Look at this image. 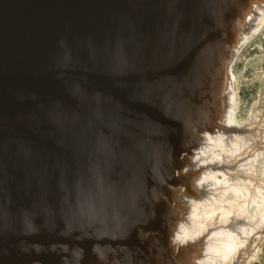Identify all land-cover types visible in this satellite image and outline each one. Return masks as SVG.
I'll return each instance as SVG.
<instances>
[{
	"label": "water",
	"instance_id": "1",
	"mask_svg": "<svg viewBox=\"0 0 264 264\" xmlns=\"http://www.w3.org/2000/svg\"><path fill=\"white\" fill-rule=\"evenodd\" d=\"M105 1L107 0H0L1 264H5L10 257L13 264H32L31 258L38 264L40 257L45 264H81V258L90 254H93L95 260L101 257L103 262L109 264H149L153 259L175 262L174 256L164 248L162 242L155 240L156 233L145 237L146 232L152 228L157 232L153 223L143 222L144 219L139 216L137 207L144 202L145 197H131L129 200L128 195L123 210L136 209L137 213L134 214L139 215L129 218L123 224L125 229L122 230L120 226L110 228L109 225V229L104 228L98 234L99 241L90 244L94 237H89L81 242L83 244L76 254L72 249L67 253L64 247L69 242L70 234L80 230L89 234L91 230L84 228L79 221L74 222L72 217L64 216L63 205L54 207L48 203V208L37 206L35 202L24 204L23 199H34L32 195L36 193V182L35 179L29 180L36 176L38 166H25L22 171L27 178L22 182L18 179V172L23 167L21 164L18 167L12 165L15 162L12 157H16L19 152H26L25 156H34L41 145L53 149L57 148L58 143L83 140V121L86 119L85 110L89 97L85 88L80 89V84L73 85L72 82L76 84L82 80L84 87L88 84L92 90L91 87L101 86L102 90L112 80V76H108L103 81L104 78L101 79L99 74L105 42L103 32L106 30L102 19V3ZM248 2L249 0H165L158 5L161 12L171 11L169 15H165L166 18L180 16V19L176 18L180 20L178 35L174 42L167 45L171 47L169 55L174 56V61L177 59L179 63V68L176 69L178 74L173 77L172 82L173 73L170 70L156 77L152 76L154 81L149 87L148 102L144 104L145 120L152 118L157 110L163 111L160 137L166 142L160 159L167 161L174 156L171 151H182V147L174 145L176 138L184 139L196 128L205 129L206 127L200 128V124L208 125L212 120L211 115L215 116L223 107L229 45L239 20L234 14L240 11L243 14ZM160 25L161 23L156 24ZM232 25H235L233 30ZM144 47L150 49L156 46L145 42ZM173 48L175 52L172 54ZM71 61L75 67L70 68L68 62ZM97 66L100 68L95 69ZM162 85L164 88L161 89ZM66 94L78 102L70 104L58 101L60 95ZM138 96L140 100L143 98L141 93ZM65 119L73 128L68 132H61L58 128L60 124L64 125ZM74 128L78 129L75 131ZM153 137H150V141ZM148 146L152 144L149 143ZM153 148V151L139 149L132 159L127 157V161L121 162L119 167L109 169L121 170L123 165L127 167L131 177L126 181L127 191H132V187L137 186L142 189L143 179L137 173L144 171L150 176V170L154 171L158 166L157 147ZM9 152H16V155L9 156ZM148 152L152 159H141ZM154 156L156 157L153 159ZM25 160L28 159L21 162ZM133 169L136 171L134 180ZM46 174H50L49 177L54 180V174L49 171ZM108 177H103L104 184L106 183L104 192L107 190L102 203L109 200L107 205L112 209L117 207L118 202H122V198L119 200L122 189L118 174L116 178ZM97 182L96 178L91 181V185L95 186ZM155 183L156 181L152 184ZM49 186L45 185V188ZM13 190L15 191L12 192ZM149 191H153V186L147 188L148 193ZM119 209L118 207L115 213H122L123 210ZM146 213L150 215L151 212L146 210ZM120 235L126 239L127 245L120 242V247L114 254L115 246L119 243L116 239H120ZM88 243L90 246H87ZM124 249L126 253L123 252ZM149 252L151 257L147 260Z\"/></svg>",
	"mask_w": 264,
	"mask_h": 264
},
{
	"label": "bare ground",
	"instance_id": "2",
	"mask_svg": "<svg viewBox=\"0 0 264 264\" xmlns=\"http://www.w3.org/2000/svg\"><path fill=\"white\" fill-rule=\"evenodd\" d=\"M164 1L107 0L102 3V19L106 30L103 32L105 42L99 74L101 79L104 78L103 81L108 76H112V80L102 90L101 86L91 87L92 90L88 84L84 87L79 79L80 83L72 82L73 85L80 84V89L85 88L89 97L86 119L83 121V140L58 143L57 148L53 149L41 145L34 156H25L26 152L6 154L16 155L12 157V161H15L12 165L18 167L21 164L23 167L18 172V179L22 182L27 178L22 171L24 167L38 166L36 176L29 180L35 179L36 182V193L32 195L34 199H23L24 204L35 202L37 206L48 208V203L54 207L63 205L64 216L72 217L74 222L79 221L84 228L91 230L89 234L82 230L70 234L69 242L64 247L67 253L72 249L76 254L83 244L81 242L89 237H94L90 244L99 241L98 234L109 225L110 228L120 226L122 230L125 229L123 224L129 218L139 215L134 214L137 213L136 209L123 210L128 195L129 200L131 197L146 198L137 207L139 216L144 219L143 222L157 226L155 240L162 242L175 258L173 263L153 259L149 264H247L251 257L250 251L256 249L264 236L261 234L264 225L251 217L244 208L249 186L245 175L249 172L250 152L245 150L248 141L240 142L245 134L236 135L245 130L234 122V96L231 88L234 76L231 66L244 44L264 26V0H249L243 14L241 11L234 14L239 20L237 30L232 33L230 54L226 62V104L215 116L211 115L212 120L208 125L200 124V128L205 129H194L190 136L184 138L185 141L176 138L174 145L183 149L180 152L171 151L174 156L167 161L159 158L166 142L160 137L163 111L157 110L152 118L144 119V104L148 102L149 87L154 81L152 76L170 70L173 73L172 82L178 74L176 69L179 63L177 59L174 61V56L169 55L171 47L167 45L174 42L178 35L180 20L177 19L180 16H175L177 19L166 18L165 15L171 11L161 12L158 7ZM158 23L161 25L156 26ZM234 26H231V30ZM145 42L156 47L144 49ZM174 52L175 48L172 54ZM68 63L70 68L75 67L73 61ZM98 68L100 66L95 69ZM138 93L143 96L141 100ZM58 101L70 104L78 102L69 94L60 95ZM72 128L65 119L64 125L60 124L58 130L68 132ZM77 129L74 128L75 131ZM151 136L154 137L150 141ZM234 137L236 142H232ZM239 142L242 147L238 146ZM149 143L152 146H148ZM229 143L234 144L232 146ZM154 146L157 147V157L153 159L157 158L158 166L154 171L150 170V176L141 169V174L137 173V176H142L144 186L142 189L141 186L132 187V191H127L126 181L131 178L127 167L123 165L121 170L109 169L119 167L121 162L127 161V157H133L139 149L153 151ZM147 154L141 159H152L149 152ZM168 154L164 156L165 159ZM23 159L28 160L21 162ZM46 171L55 175L54 180ZM132 172L134 180L135 169ZM117 174L122 189L119 200H123L114 208L116 210L119 207L122 213L110 209L107 205L109 200H106V204L102 203L107 190L104 192L106 183L103 177L116 178ZM96 178V185H91V181ZM45 185L50 186L45 188ZM152 186L153 191L148 193L147 188ZM146 210H150V215ZM116 240L119 243L115 246L114 254L120 242L127 245L121 235ZM89 243L87 246H90ZM123 252L126 253L125 249ZM147 256L149 260L151 252ZM101 259L95 260L93 254H90L81 258V264H109ZM123 260L125 262L124 255ZM13 262L10 257L5 264ZM31 263L35 264L33 258ZM38 264H45L43 258L40 257Z\"/></svg>",
	"mask_w": 264,
	"mask_h": 264
},
{
	"label": "rangeland",
	"instance_id": "3",
	"mask_svg": "<svg viewBox=\"0 0 264 264\" xmlns=\"http://www.w3.org/2000/svg\"><path fill=\"white\" fill-rule=\"evenodd\" d=\"M231 71L234 76L231 84L234 122L245 130L236 135L245 134L240 142L248 141L245 150L250 152L249 172L245 175L249 186L244 208L251 217L264 225V26L244 44L232 63ZM226 97L225 92L223 106L226 104ZM235 139L236 137L232 142H236ZM240 142L238 146L242 147ZM263 228L264 226L261 227L262 235ZM149 234H155L153 228L146 232L145 237ZM250 256L247 264H264V236L256 249L250 251Z\"/></svg>",
	"mask_w": 264,
	"mask_h": 264
}]
</instances>
